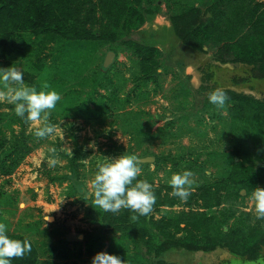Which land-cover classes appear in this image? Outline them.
<instances>
[{
    "label": "rangeland",
    "instance_id": "374dc122",
    "mask_svg": "<svg viewBox=\"0 0 264 264\" xmlns=\"http://www.w3.org/2000/svg\"><path fill=\"white\" fill-rule=\"evenodd\" d=\"M216 1L142 0L145 22L138 29L114 42L98 41L89 49L87 59L82 57L79 62L78 58H70L69 62L56 56L55 41L44 34L21 32L15 36L14 50L3 61V67H20L28 86L37 91L55 90L61 95L49 121L57 132L45 139H37L35 129L20 122L14 105L0 102V164L6 160L8 166L16 162L15 158L19 160L11 173L0 169V223L7 225L9 236H25L34 244L39 264H92L97 253H108L110 238L120 237L121 233L89 217L91 203L84 196L87 193L91 198L89 184L97 166L122 154L140 158L142 172L137 179L148 181L162 195L172 192L169 181L173 174L185 170L194 173L189 198L173 207L153 209L147 220L172 219L183 211L217 214L233 206L237 214L248 213L253 225L264 226V219L256 218L250 202L252 191L245 196L243 191L238 195L234 190H222L220 195L228 197L220 207L202 208L203 185L227 178L231 167L240 164L231 159L237 141L228 110L230 103L222 109L206 103L209 93L221 88L264 102V79L253 78L249 65L222 63L217 60L218 45L209 44L199 51L184 44L175 31L171 16L192 6L206 10ZM244 3L248 6L249 0ZM156 8L160 11L151 14ZM100 28L97 24L92 30L99 32ZM125 41L160 50L153 80H134L143 75L140 60L127 50ZM111 52L115 56L106 65ZM82 78H87L85 87ZM98 78L105 84L98 94L107 95L109 102L116 100L123 108L108 116L75 118V108L82 101L86 107L96 108L89 93ZM130 93V102L124 104ZM51 149L56 150L60 161L54 168L48 165ZM148 158L155 161H142ZM259 164L254 156L246 166L256 169ZM73 166L77 167L76 173ZM63 176L67 179L51 181ZM79 188L84 189L83 193ZM149 230L153 250L142 241L136 246L133 239L125 238L127 251L119 257L126 261V256L135 255L139 260L169 264H264V248L255 261L222 246L210 252L172 248L157 258L156 246L165 238L153 227ZM184 236L180 233L176 238ZM101 242L105 246L102 250L89 251V246Z\"/></svg>",
    "mask_w": 264,
    "mask_h": 264
},
{
    "label": "trees",
    "instance_id": "16d2710c",
    "mask_svg": "<svg viewBox=\"0 0 264 264\" xmlns=\"http://www.w3.org/2000/svg\"><path fill=\"white\" fill-rule=\"evenodd\" d=\"M141 8L142 0H0V68H4L3 61L14 50V38L21 32L44 34L49 41H55L56 56L64 61L69 59L71 62L70 58H78L79 62L82 57L86 60L89 49L98 41L114 42L125 33L138 29L145 22V14ZM156 9L151 14L160 11L159 8ZM97 14L101 16L98 17ZM171 21L178 37L187 46L203 51L206 45H218V61L249 65L253 78L264 79V2L249 0V5L246 6L244 0H217L206 10L196 6L185 9L180 14L171 16ZM97 24L101 28L99 32H93L92 29ZM124 44L140 60L143 75L136 76L134 80H153L162 55L160 50L133 41H125ZM86 79H81L82 87H85ZM99 88H105L104 80L100 78L89 93L96 108H88L82 101L75 108V118L108 116L123 108L124 105H119L116 100L113 102L109 98V102L107 95L98 94ZM224 91L230 98L227 101L230 103L228 110L236 130L237 147L231 154V159L240 164L231 167L227 178L203 185L201 200L202 208L206 210L223 204L228 196L220 195L222 190L227 193L234 190L238 195H242L243 191L248 196L254 188H264V102L234 91ZM130 95L131 93L124 104L130 102ZM206 103H209V99ZM19 119L21 123H25L24 119ZM254 156L260 163L256 169L253 165L246 166ZM14 161V165L6 166L7 162L4 160L0 169L6 174L11 173L19 162L16 158ZM76 169L73 166L75 173ZM64 179L67 176L54 177L51 181ZM79 191L83 193L84 189L79 188ZM154 192V209L173 207L180 200L170 193L162 195L161 191ZM84 198L91 203L87 214L89 217L121 233L120 237L110 238L108 254L120 256L121 253H126L125 238L133 239L136 246L142 241L153 250L155 245L150 236V226L165 238L163 243L156 246L154 255L157 258L172 248L210 252L222 246L232 253L255 261L264 248V226L253 225L249 222L248 213L237 214L238 210L233 206L220 209L217 214L183 211L172 219L163 217L160 220H147V216H140L133 222L131 216L137 214L129 209H122L119 213L104 212L95 205L94 198H87V193ZM231 219L234 221L229 224ZM171 228L174 230H170ZM180 233L185 234L184 238H176ZM10 237L28 239L20 235ZM30 243L31 252L23 258L13 259L11 264H39V251L31 241ZM104 247L101 242L97 246H89V251L97 253ZM126 257L127 264H169L166 261L139 260L135 255Z\"/></svg>",
    "mask_w": 264,
    "mask_h": 264
},
{
    "label": "clouds",
    "instance_id": "9594fccd",
    "mask_svg": "<svg viewBox=\"0 0 264 264\" xmlns=\"http://www.w3.org/2000/svg\"><path fill=\"white\" fill-rule=\"evenodd\" d=\"M44 88L47 89L48 85H44ZM208 99L222 109L230 98L223 89L216 88L209 93ZM60 100L61 95L55 90L37 91L36 87L28 86L20 67L0 68V102L14 105L15 114L35 129L37 139L52 137L57 132L56 126L49 121ZM51 152L48 165L54 168L60 161L56 150L51 149ZM97 168L89 184L88 197L94 198L99 209L111 213L129 209L137 214L131 216L133 222L140 216L152 213L156 204L155 192L151 183L137 179L142 172L141 160L137 155L122 154L114 159L108 158ZM194 184L192 171L175 173L169 181L172 188L170 195L185 201L191 195ZM250 202L254 205L256 218L264 219V188H254ZM7 231V225L0 223V264H11L13 259L23 258L32 249L28 239H13ZM92 264H126V261L117 255L99 252L93 257Z\"/></svg>",
    "mask_w": 264,
    "mask_h": 264
},
{
    "label": "water",
    "instance_id": "95a60500",
    "mask_svg": "<svg viewBox=\"0 0 264 264\" xmlns=\"http://www.w3.org/2000/svg\"><path fill=\"white\" fill-rule=\"evenodd\" d=\"M115 56V54L113 52H111L109 55H108V60H107V63L106 65L109 64V61L111 58H113ZM142 161H150V162H154L155 161V158H148V159H145V160H142Z\"/></svg>",
    "mask_w": 264,
    "mask_h": 264
}]
</instances>
